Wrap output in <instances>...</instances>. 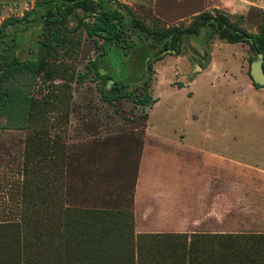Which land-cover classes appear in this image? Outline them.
Listing matches in <instances>:
<instances>
[{
  "label": "rangeland",
  "instance_id": "obj_1",
  "mask_svg": "<svg viewBox=\"0 0 264 264\" xmlns=\"http://www.w3.org/2000/svg\"><path fill=\"white\" fill-rule=\"evenodd\" d=\"M61 1L0 0V61L17 56L46 64L35 77L17 78L34 103L25 128L0 127V264L119 258L120 264H163L171 257L169 235L212 240L219 233L264 232V163L234 158L205 172L190 168L187 184L173 185L168 216L178 226L139 224L149 211L148 189L162 190L149 185L151 173L168 166L156 160L157 152L200 146L232 152V142L239 143L232 129L251 124L245 113L264 131V86L252 84L256 54L247 42H226L204 27L165 49V33L209 12L255 34L264 22V0H97L125 14L119 43L97 37L95 45L77 10L62 31L66 42L49 48L42 15ZM124 6L154 35L132 27ZM149 75L151 104L105 99L116 85L143 96ZM157 235L166 236L157 241ZM111 248L118 259L110 257ZM210 252L213 262V246Z\"/></svg>",
  "mask_w": 264,
  "mask_h": 264
},
{
  "label": "trees",
  "instance_id": "obj_2",
  "mask_svg": "<svg viewBox=\"0 0 264 264\" xmlns=\"http://www.w3.org/2000/svg\"><path fill=\"white\" fill-rule=\"evenodd\" d=\"M124 7L128 12L132 27L144 32L149 37L154 35V32L143 21L138 19L128 7ZM77 10L81 11L84 16L81 21L82 26L87 35L93 38L95 45L100 46L97 37L102 39V44H115L122 39L126 27L125 14L119 9L106 8L101 1L97 0H62L56 6L48 7L42 15L41 23L45 31L43 34L49 39L46 43L49 48L66 42L62 31L67 28L68 17L78 15ZM17 20L19 19L10 21ZM204 27L212 28L226 42H247L255 54L261 52L264 59V22L257 33L251 34L231 23L225 15H212L209 12L195 15L192 21L183 28L173 27L167 31L163 47L176 49V45L183 35H197ZM51 39L54 42H51ZM45 65L42 58L25 61L17 56L10 59L2 58L0 61V127L5 123L12 128H25L34 103L32 96L24 90L17 78L22 77L25 73L35 77ZM149 81L150 75L142 84L144 93L141 97L117 85L113 87L115 93L104 94V97L108 102H113L120 97H130L142 105H149L156 100L148 91ZM252 83L254 86L260 87L253 81ZM165 236L157 235L155 239L160 241ZM168 237L170 238L167 243L169 242L172 248L171 257L163 264H264V232L254 235L219 233L212 236V240L210 236L196 233L169 235ZM152 239L154 238L152 237ZM212 246L215 248V254H212L214 260L208 262ZM116 249H110V257L118 259L119 254ZM129 250L132 254V250L130 248ZM110 264H120V258Z\"/></svg>",
  "mask_w": 264,
  "mask_h": 264
},
{
  "label": "crops",
  "instance_id": "obj_3",
  "mask_svg": "<svg viewBox=\"0 0 264 264\" xmlns=\"http://www.w3.org/2000/svg\"><path fill=\"white\" fill-rule=\"evenodd\" d=\"M261 108L264 109V101L261 102ZM245 117H247V121H251V124L248 125L247 128L242 132L237 129H232V137L236 136L239 138V143L232 142V152L230 151V148L227 150L213 146H200L180 148L179 151L165 154L160 151L156 153L159 156L156 160L158 162L163 161L167 163L168 166H166L164 169L159 168L150 175L151 181H149V185L152 184V186H161L162 190L153 188L148 189L147 192L150 195L148 199L149 211L146 215V219L139 221L141 226L145 228L158 229H162L168 225L178 226V224L173 222V220H169L168 212L170 210L168 205L173 201L172 193L175 190L172 188L173 185H180L183 187L184 184H187L188 172L190 168L196 167L198 171L205 172L209 169H212L214 165H218L221 162L228 166L231 165L232 158L244 163L257 160H260L261 163H264V131L261 130L258 132L255 129V123L257 122L256 116V119L252 118L249 120L251 117L245 113ZM209 133H211L210 130L203 131L204 135H208ZM258 139H260V142ZM189 154H196V156L190 158ZM143 157L144 155L142 154V160H144ZM196 157L197 160L193 161L192 158ZM174 173H179L178 177H175ZM205 181L204 185L206 184ZM160 191L162 194L158 193ZM180 192L183 193V190ZM152 195L157 196V198L154 200ZM146 201L147 200H144L142 204L144 205ZM142 204L141 206H143ZM181 205H183V203H181Z\"/></svg>",
  "mask_w": 264,
  "mask_h": 264
},
{
  "label": "water",
  "instance_id": "obj_4",
  "mask_svg": "<svg viewBox=\"0 0 264 264\" xmlns=\"http://www.w3.org/2000/svg\"><path fill=\"white\" fill-rule=\"evenodd\" d=\"M171 53H174V50H171ZM263 61V54L261 52H257L256 58L251 61L249 65V75L251 80L260 86H264Z\"/></svg>",
  "mask_w": 264,
  "mask_h": 264
}]
</instances>
